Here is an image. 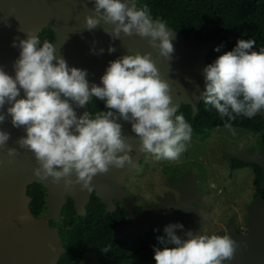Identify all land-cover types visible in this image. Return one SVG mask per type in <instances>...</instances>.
<instances>
[{"label": "clouds", "instance_id": "clouds-1", "mask_svg": "<svg viewBox=\"0 0 264 264\" xmlns=\"http://www.w3.org/2000/svg\"><path fill=\"white\" fill-rule=\"evenodd\" d=\"M91 14L85 15L84 30L101 25L112 40L137 35L148 38V45L160 57L171 61L174 35L166 24L154 20L147 7L137 8L135 0H89ZM26 39L13 41L20 49L14 62L15 75L0 67V125L8 116L14 128L23 127L26 135L17 140L20 149L30 151L38 164L33 175L41 180L71 190L80 185L91 192L97 174L110 167L133 166L132 144L122 132V119L131 123L142 153L156 160L178 161L187 150L193 128L183 115H177L171 86L163 79L151 52L123 55L110 61L101 84L87 79V70L71 67L55 44L25 33ZM256 41L240 39L235 48L220 55L204 68L203 102L211 105L228 121L236 117L252 118L264 110V48L253 50ZM219 51V48L216 49ZM91 51L96 54V49ZM104 49H99L103 53ZM116 51L109 46L108 52ZM21 91L23 97L21 98ZM105 100V110L78 115L74 106L83 108L91 97ZM5 105H8L6 112ZM174 117V119H173ZM225 128L234 132L232 124ZM11 134L0 130V148ZM10 160L18 155L9 147ZM75 176V179L72 177ZM21 216L19 219L24 220ZM183 224L165 226L166 237H157L163 248H154L156 264H224L235 258L241 247L231 236L185 232L186 239L176 234ZM168 244L174 247H168ZM108 252V248L103 250Z\"/></svg>", "mask_w": 264, "mask_h": 264}, {"label": "water", "instance_id": "water-1", "mask_svg": "<svg viewBox=\"0 0 264 264\" xmlns=\"http://www.w3.org/2000/svg\"><path fill=\"white\" fill-rule=\"evenodd\" d=\"M136 6L141 8L137 3ZM92 7L93 3L89 0H0V67L14 76L13 65L19 58L20 49L13 47V41L18 44L19 40L26 39L27 32L39 36L42 29L49 26L54 32L52 43L58 50L57 54L62 55L69 66L87 70L90 84L102 86L100 78L109 62L128 54L129 50V54L136 51L141 54L151 52L162 78L171 86L173 103L178 108L182 104H189L192 116H195L205 91L203 70L210 64L206 56L217 41L211 38L198 40L191 35L186 38L185 34L177 32L164 22L174 35V53L171 61H167L148 45V38L137 35L129 37L121 33L119 39L112 40L101 28L105 25L92 31L84 30L85 15L91 14ZM110 45L116 48L111 54L108 52ZM93 48L96 49V54L91 51ZM101 48L104 49L102 54L99 53ZM99 100L106 103L105 100ZM73 106L78 115L88 112V104L83 108ZM7 107L5 105V112ZM256 115L264 117V110ZM117 122L122 124V132L132 144L133 151L129 155L132 156L133 166H125L123 169L110 167L108 173L97 174L91 182L96 187L95 194L106 203L107 212L115 208L116 200H120L127 210V217L116 225V238H122L140 228L147 230L153 223L158 225V231L163 234L165 226L171 222L183 224V230H176V234L183 239L187 238L185 232L188 230L203 234L198 220L199 208H203L205 203L196 184V175L188 170L178 178L167 177L170 185L179 191L177 201L171 192H165L159 204L146 206L142 210L137 208L133 195L125 191L121 182L125 173L138 167L142 152L139 151L136 134L131 130V123L122 119ZM0 130L11 134L7 144L0 148V264H56L61 254L68 249L61 242L57 226L49 225V219H59L66 194L72 197L76 213L85 215V204L90 192L82 191L80 185H75L69 191L63 187V181L56 185L51 178L41 180L35 177L33 169L38 164L34 155L27 149H20L17 144V140L26 135L24 128H14L11 117L8 116L0 125ZM9 147L17 148L18 151V155L11 160L7 154ZM222 156L228 161L237 158L261 167L260 187L264 189V142L260 143L258 153H253L249 147L239 153L225 151ZM72 178L75 179V176ZM34 182L42 183L47 188V211L44 216L37 217L30 209L31 197L27 194V188ZM248 212L245 233L238 232L232 216L228 218L227 235L240 243L241 247L235 258L224 264L264 263V197L261 193L250 202ZM21 216L26 218L20 220ZM212 234L222 236L223 231L218 230ZM78 264L103 263L87 249ZM148 264L156 263L150 261Z\"/></svg>", "mask_w": 264, "mask_h": 264}, {"label": "trees", "instance_id": "trees-1", "mask_svg": "<svg viewBox=\"0 0 264 264\" xmlns=\"http://www.w3.org/2000/svg\"><path fill=\"white\" fill-rule=\"evenodd\" d=\"M141 8L149 9L152 19H159L176 31L193 34L194 37L204 39L211 38L217 43L209 49L206 56L209 63L227 51L235 48L240 39H253L256 45L253 50L259 51L264 48V0H136ZM41 45L44 40L50 42L54 39V32L46 26L39 34ZM219 48V51L216 49ZM89 112L94 116L98 110H105V103L97 99L89 102ZM177 115H183L191 124L193 132L205 135L216 126H224L226 122L233 127L245 128L254 136L258 137V143L264 142V117L255 115L252 118L245 116L236 117L235 120L228 121L227 117H221L217 110L211 105H207L201 99L195 116H192V109L189 104H182ZM249 166L253 170V199L258 193L264 196V189L260 187L262 179V169L256 164L245 163L239 159L230 166V169H239ZM27 194L31 196L30 209L35 216H39L44 210L45 188L41 183H31L28 185ZM98 202L91 201L90 211L86 216L76 214L72 201L68 200L61 211L60 230H63V241L68 251L62 253L56 264H76L86 247L98 249L99 251L108 248L113 242H117L113 233V223L119 220L125 211L116 213L113 221L107 223L108 215L98 206ZM100 211V216L97 215ZM100 220V224L106 226L102 228L99 224L93 223ZM125 242V247L116 248V252L111 255L105 252L110 264H122L130 250L137 253H146V257L141 260V264H146L150 257L154 256L155 244L148 238ZM110 248V249H109Z\"/></svg>", "mask_w": 264, "mask_h": 264}, {"label": "rangeland", "instance_id": "rangeland-1", "mask_svg": "<svg viewBox=\"0 0 264 264\" xmlns=\"http://www.w3.org/2000/svg\"><path fill=\"white\" fill-rule=\"evenodd\" d=\"M234 132L225 126H216L205 135H194L187 145V150L178 161L156 160L151 153H142L141 164L131 174L137 181L145 179L147 196L152 198L148 189H170L165 183L168 175H177L189 169L199 178V186L203 191L205 206L199 208V229L209 235L222 230L227 234V221L234 218L236 227L247 231L246 218L249 214L248 205L253 199V170L243 167L231 170L223 151L242 152L252 148L259 152L260 143L245 128L233 127ZM140 180V184H141ZM145 191V193H146ZM150 199V198H147ZM174 247L172 244H168ZM163 248L165 245L160 244Z\"/></svg>", "mask_w": 264, "mask_h": 264}, {"label": "flooded vegetation", "instance_id": "flooded-vegetation-1", "mask_svg": "<svg viewBox=\"0 0 264 264\" xmlns=\"http://www.w3.org/2000/svg\"><path fill=\"white\" fill-rule=\"evenodd\" d=\"M181 34H185L186 38H188V36H190V35L193 36V34H189V35H186V33H181ZM194 38L195 39H198V40H201L200 38H196V37H194ZM204 39H209V38H204ZM207 55H208V53H207ZM94 98L97 99V100H99L96 97H91L90 100L91 99H94ZM100 102H103V101H100ZM88 112H89V105H88ZM193 134L194 135H199V134H195V133H193ZM252 151H253V149H252ZM223 152H225V151H223ZM231 152L239 153V152H236V151H231ZM235 159H237V158H231L230 161H228L226 159V161L228 162L229 168L232 165V163L235 161ZM139 161H140L139 162V165H140L142 160L140 159ZM139 165H138V167H139ZM138 167L135 170L129 171V172H127V173H125L123 175L121 185H122V187L125 189V191L127 193H130V194L133 195L135 205L137 206V208L139 210H142L144 207L149 206V205H152V204H155V205L159 204L160 198L161 197H164L165 192H171L172 195H173V197L175 198V201H177L178 198H179V195H180L179 194V191H178L177 188H175L174 186L170 185V183L168 182V178L167 177L168 176H172L174 178H178L185 171H187V170L190 171L189 169H186V170L182 171L181 173H179V174H177L175 176H173V175L166 176L165 177V183H167L170 186V189L168 188V189H164V190H156V189L153 188L152 191L150 189H148L149 192L152 195V198H151V196L150 197L147 196V191H146V187H145V183H146L145 179L140 178V180H142L141 181V184H140V180L137 181L135 177L131 176V174L133 172H135L138 169ZM245 167H248V166H245ZM231 170H234V169H231ZM37 183H39V182H37ZM196 184L199 187L200 191L202 192V198H203V191L201 190V188L199 186V178H198L197 175H196ZM44 188H45V196H46V194H47V188H46V186H44ZM145 191H146V193H145ZM95 193H96V187H94L93 190L90 192L89 200L85 204L86 214L85 215H80V214H77V213L76 214L79 215V216H86L89 213V211H90L89 205H90L91 201H95V199L97 200V202L99 204L98 206L101 207L103 209L104 213L108 215V218H106L107 219V223H110L111 221H113V218L116 215V213H118V212L121 213L122 212V209H123L125 211V214H123V216L119 220H117L116 222L113 223V226H114L113 233H114V237L116 238V236H115L116 225L119 224V223H121L122 220L127 217V210L125 209V207L122 206L120 200H116L115 201V208L112 211L107 212L106 211V206H107L106 203L105 202H102L100 200V198ZM45 196H44V210H43V212L39 216H44L45 213H46V211H47V205L45 203ZM147 198H150V199H147ZM68 200H71L72 201V205L74 207L73 199H72V197L69 194H66V200H65V203L63 204V206L67 203ZM63 206H62V208H63ZM74 209H75V207H74ZM61 211H62V209H61ZM75 212H76V210H75ZM199 213H200V211H199ZM97 215L98 216L101 215L100 214V211H97ZM199 219H200V215H199ZM60 224H61V213H60L59 219H49V225H51V226H57L59 235L61 237V242H62L63 246L66 247V245H65V243L63 241V237H62L63 230H60ZM93 224L95 226H97L96 224H99L102 228L107 229L106 226L100 224V220H97V218H95V221H94ZM169 224H175V223H172L171 222ZM237 230L240 233H245V232H242L243 230L241 228H239V227H237ZM137 236L139 238L138 240L145 239L148 236V238L150 240H152V242L155 244V247L162 248L160 246L159 241L157 240V237H166V234L165 233H163V234L160 233L158 231V225L156 223H153L150 226V228L147 229V230L144 229V228H140L137 231L130 232L129 234L123 236L122 238H116L117 239V242L116 243L113 242L111 244V246H115V248H111V250H108V253H110L111 255H113L117 251L116 248H118L120 246L125 247V242H127V241H130L131 242ZM167 246L168 247H172L171 245H167ZM87 249L95 254V256L97 257V259H98V261L100 263L110 264L109 261H108V259H107V255L105 254V252L103 250L99 251L98 249H95V248L90 249L89 247H86L85 248V250L83 251V253H82L81 257H80V259L76 262V264H78L81 261V259H83V255H84V253L86 252ZM145 257H146V253L145 252L141 251V253H137V252H135V250L132 249V250H130L128 252L127 257L125 258V261L122 264H141V260H143ZM153 257L154 256L150 257L149 260H148V262L146 264H148L150 261H154L156 263V261L154 260Z\"/></svg>", "mask_w": 264, "mask_h": 264}]
</instances>
